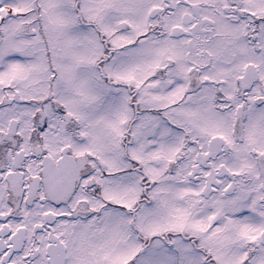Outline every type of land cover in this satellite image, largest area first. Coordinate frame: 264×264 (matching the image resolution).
Segmentation results:
<instances>
[{
	"label": "snow or ice",
	"instance_id": "snow-or-ice-1",
	"mask_svg": "<svg viewBox=\"0 0 264 264\" xmlns=\"http://www.w3.org/2000/svg\"><path fill=\"white\" fill-rule=\"evenodd\" d=\"M0 264H264V0H0Z\"/></svg>",
	"mask_w": 264,
	"mask_h": 264
}]
</instances>
